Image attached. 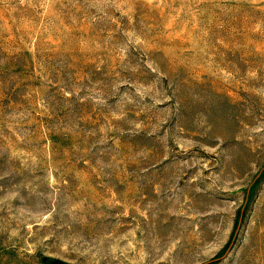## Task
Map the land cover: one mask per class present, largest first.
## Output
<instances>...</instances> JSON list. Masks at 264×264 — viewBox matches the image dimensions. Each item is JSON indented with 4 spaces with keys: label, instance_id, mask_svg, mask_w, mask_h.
I'll use <instances>...</instances> for the list:
<instances>
[{
    "label": "rangeland",
    "instance_id": "1",
    "mask_svg": "<svg viewBox=\"0 0 264 264\" xmlns=\"http://www.w3.org/2000/svg\"><path fill=\"white\" fill-rule=\"evenodd\" d=\"M0 264H264V0H0Z\"/></svg>",
    "mask_w": 264,
    "mask_h": 264
}]
</instances>
